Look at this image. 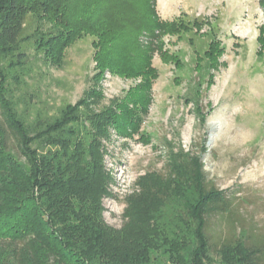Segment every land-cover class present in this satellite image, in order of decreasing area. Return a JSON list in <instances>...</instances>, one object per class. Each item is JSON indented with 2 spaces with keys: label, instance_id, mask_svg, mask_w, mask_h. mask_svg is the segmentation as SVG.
I'll use <instances>...</instances> for the list:
<instances>
[{
  "label": "rangeland",
  "instance_id": "rangeland-1",
  "mask_svg": "<svg viewBox=\"0 0 264 264\" xmlns=\"http://www.w3.org/2000/svg\"><path fill=\"white\" fill-rule=\"evenodd\" d=\"M155 3L161 19L177 24V33L162 37L177 59L165 63L155 54L158 76L137 130L125 135L111 127L101 141L111 191L103 199L104 220L117 229L131 222L140 231L152 226L157 256L162 254L156 263L189 264L194 217L186 202L195 193L187 164L196 158L229 200L226 212L207 219L206 264H236L244 242L263 248L258 264H264V8L260 0ZM92 42L90 35L75 39L49 66L31 55L26 42L30 61L18 77V111L25 109L29 119L47 117L84 94L93 102L86 104L89 113L135 100L140 77L99 73ZM210 45L213 61L206 57ZM183 188L185 203L179 199ZM134 194L146 199L131 202ZM129 200L137 210L126 211ZM138 215L141 224L131 221ZM223 243L230 246L219 251Z\"/></svg>",
  "mask_w": 264,
  "mask_h": 264
},
{
  "label": "trees",
  "instance_id": "trees-1",
  "mask_svg": "<svg viewBox=\"0 0 264 264\" xmlns=\"http://www.w3.org/2000/svg\"><path fill=\"white\" fill-rule=\"evenodd\" d=\"M260 3L264 8V0ZM176 26L174 20L159 17L155 0H0L1 264H159L156 229L140 231L132 222L117 229L104 220L103 199L111 191L101 141L111 127L125 135L137 130L147 91L158 76L153 57L165 63L177 59L164 49L162 39L177 33ZM83 35L93 36L99 73L140 77V94L128 102L134 105L125 98L115 111L89 113L86 104L92 100L84 94L47 117L29 119L28 111H18L15 90L30 49L49 66ZM211 46L206 52L209 61L215 57ZM187 165L195 193V199L186 202L194 217L195 250L189 264H206L207 219L226 212L229 200L209 183L196 158ZM184 189L179 199L185 203ZM129 198L137 202L146 195ZM131 202L126 211L137 210ZM141 219L138 215L131 221L141 224ZM175 232L179 238V230ZM229 246L223 243L218 250ZM242 248L236 264H258L263 248L245 242Z\"/></svg>",
  "mask_w": 264,
  "mask_h": 264
}]
</instances>
